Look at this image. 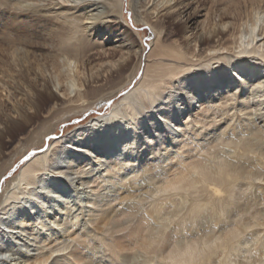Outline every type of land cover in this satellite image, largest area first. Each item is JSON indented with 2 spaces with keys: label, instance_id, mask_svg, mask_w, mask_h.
Here are the masks:
<instances>
[{
  "label": "bare ground",
  "instance_id": "1",
  "mask_svg": "<svg viewBox=\"0 0 264 264\" xmlns=\"http://www.w3.org/2000/svg\"><path fill=\"white\" fill-rule=\"evenodd\" d=\"M189 1L130 0L154 38L142 75L108 112L33 154L5 186L0 264H264V0H231L219 23L199 32L186 26ZM123 10L124 0H0V156L7 155L0 177L58 122L100 105L136 77L143 50L128 35L117 58L88 66L93 49L114 53L105 46L125 35L122 24L110 25L125 19ZM44 19L56 21V41L36 54L31 48L41 45L14 34H30ZM168 19L183 23L180 40L165 42ZM123 71L116 85L100 88L104 77ZM149 88H166V99L132 115L134 98ZM5 100L21 119L5 113ZM21 100L45 119L5 152L2 138L32 122ZM178 159L208 170L198 188L178 193L165 209L146 197L162 166ZM189 198L208 209L205 219L181 215ZM165 218L179 224L166 250L153 244ZM233 228L240 239L213 244ZM189 244L190 256L169 258Z\"/></svg>",
  "mask_w": 264,
  "mask_h": 264
},
{
  "label": "rangeland",
  "instance_id": "2",
  "mask_svg": "<svg viewBox=\"0 0 264 264\" xmlns=\"http://www.w3.org/2000/svg\"><path fill=\"white\" fill-rule=\"evenodd\" d=\"M231 0H190L189 1V14L191 15L192 19L191 21L186 23V26L194 27L193 32H199L204 29H207L211 27L212 23L216 22L219 23L218 19V14L221 12V8L225 7L226 5L230 4ZM238 0H234L235 3H237ZM130 0H124V20H120V22H112L110 25L113 30H116L117 28H120V24L124 26L123 30L125 35H122L121 37H113L110 43L106 44L105 48L108 51L107 53L114 52L112 54H107L106 56L102 54V49L97 48L93 49L91 51L92 55L90 57V64L88 66H93L95 69L98 67V65L105 63L106 60L111 59V58H117L119 56L120 49L117 47L118 42L120 39L123 37H126L127 35L130 37L129 40L133 41L135 43V46H141L143 50V61L141 62L140 70L136 77L133 79V81L123 88L121 91H119L116 95L110 97L108 100L105 102L101 103L100 105L94 106L90 109L85 110L82 113L79 114H73L70 115L66 120L61 121L60 123L54 127V129L50 130L48 133L43 138V141L38 144V145H33L30 146L24 153L20 154L15 162L9 166L4 172L2 173L0 177V196L4 194L5 186H7L12 179L17 175L19 172L20 167L28 160L30 159L33 154L42 151L44 148H46L53 140L56 138L64 135L65 133H68L70 130H72L75 127H78L92 119V117H96L97 115H102L106 112L109 111V109L113 106L114 103L120 100L122 96L126 94V92L130 91L138 82L140 79L143 68L145 66L144 59L147 53L151 49V45L153 42V34H152V29L151 26L144 23V22H139L136 20L134 17V12L133 9L130 5ZM231 6V5H230ZM229 6V7H230ZM206 15L208 17H206ZM186 16H184L183 20H185ZM216 21H215V20ZM227 18H223L221 20H226ZM213 22H212V21ZM52 21L55 23L52 25ZM165 24V29H166V41L168 43H171L174 41V39H181L182 38V33H183V23L181 21L177 20H171L168 19L164 22ZM57 23L54 19L52 20H47L41 21V23H36L35 26H32V31L30 34H25L24 32H20V29L18 28V32H15V36L23 40L22 42H28L31 41L32 44L36 45H41L40 47L34 46L31 49L35 51L36 54H41V53H46L48 52L47 48L43 45L49 43V42H55L56 41V32L54 31L56 29ZM187 27V28H188ZM1 31V30H0ZM13 32V33H14ZM186 35L190 36L191 31H187ZM120 33V32H118ZM117 33V34H118ZM1 34V32H0ZM19 34V35H18ZM116 34V33H114ZM0 35V42H1V37ZM127 36V38H128ZM96 40H100L98 36L94 37ZM137 41V42H136ZM111 43L116 44V49H111ZM138 43V44H137ZM3 44V43H2ZM127 44V42H125ZM109 55V56H108ZM40 60L42 61V56H40ZM46 60V59H45ZM47 61L50 62L49 57L47 58ZM101 62V63H100ZM96 65V66H95ZM83 69V68H82ZM116 70V69H115ZM125 71L119 72V73H114L110 78L104 77L103 81H100V88L108 89L116 85L120 79L124 76ZM116 82V83H115ZM36 87L38 89L43 88L42 82L37 81ZM50 89L52 91H55V86L52 85L50 86ZM43 91V90H42ZM22 106L27 109L29 112V116L31 117V124L27 126L24 129L20 130H12L8 135L9 137H3L2 140L5 144V152H9L13 150V148L18 144L19 140H23L25 136L28 135L31 129L39 127L40 123L42 120L45 119L44 114L45 112H42L39 116H36L33 114L32 109H30L29 105L24 100H21ZM51 104L50 101L44 102V107L47 108ZM4 111L5 113L13 117L15 120H19L21 118H18L15 116L13 112V108L10 103H8L5 100V106H4ZM24 154V155H23ZM27 157V159H25ZM7 158V155L0 156V166L2 165V162ZM23 161V163H21ZM260 232H262L260 230ZM234 258V257H232ZM133 258L129 261V264L132 263ZM135 262H139L141 260V257L136 256L135 257Z\"/></svg>",
  "mask_w": 264,
  "mask_h": 264
},
{
  "label": "snow or ice",
  "instance_id": "3",
  "mask_svg": "<svg viewBox=\"0 0 264 264\" xmlns=\"http://www.w3.org/2000/svg\"><path fill=\"white\" fill-rule=\"evenodd\" d=\"M63 3V0H61ZM75 27V26H74ZM167 97L166 88H149L143 89L141 95L137 96L133 100V106L135 112L132 115L141 113L146 108H151L153 102L163 103ZM175 147V145L173 146ZM195 155V154H193ZM27 159V157H25ZM201 161H204L205 165H211L210 160H205L204 157H199ZM23 163V161H21ZM163 172L160 175L159 183L155 184L153 189L154 195H148L146 199L148 201H156L161 204L163 208L169 207V202L176 198L178 193H190L194 189L199 187L198 180L207 172L208 168L202 165H198L195 162H189L188 164L180 163L177 161H169L168 165L162 166ZM173 169L177 171L173 173ZM217 196L222 195L220 192L216 193ZM208 209L195 204L191 198L185 205L184 212L181 215L191 216L192 218L205 219ZM163 213H161L162 215ZM178 218L175 219H162L158 229L160 235L153 239V244L157 242L163 246L166 250L171 245L173 239H178L176 231L178 228ZM225 225H222L224 227ZM241 234L234 228L231 229L221 240L218 238L215 243L234 242L240 239ZM183 247V251H181ZM205 247H208L207 245ZM194 251L193 245L186 246L178 245L171 252H169L170 259L183 260L184 257L190 256Z\"/></svg>",
  "mask_w": 264,
  "mask_h": 264
}]
</instances>
